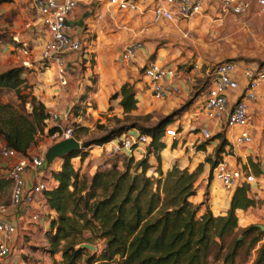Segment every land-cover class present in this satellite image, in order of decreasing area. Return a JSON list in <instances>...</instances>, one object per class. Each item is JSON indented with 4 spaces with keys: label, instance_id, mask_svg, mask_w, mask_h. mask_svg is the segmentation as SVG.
Listing matches in <instances>:
<instances>
[{
    "label": "crops",
    "instance_id": "0c3cea01",
    "mask_svg": "<svg viewBox=\"0 0 264 264\" xmlns=\"http://www.w3.org/2000/svg\"><path fill=\"white\" fill-rule=\"evenodd\" d=\"M136 1L142 6L138 15L133 13L128 16L105 1L98 0H82L70 12L66 19V24L69 26L68 34L83 42V50L68 52L64 55L65 63L71 70L66 86L58 84L52 66H43L40 63L39 54L32 60L24 58L22 64H19L21 66L24 61L28 62L27 78L32 85L33 94L41 99L50 113H59V122L62 127L72 126L75 121L82 120L73 117L71 109L86 93L87 88H92L91 93L87 94L93 100L95 108L86 110V116L90 114L94 122L99 120L101 123V115L109 116L111 112L117 116L123 114L119 103L120 97L113 102H109V98L124 83L132 85L136 91V108L129 115L141 116L156 112L161 113V116H167L181 108L196 86L201 85L203 91L200 94L205 95L211 85V71L220 62L230 60L238 64V69L232 74L238 83V88L228 94L230 104L243 96L246 91V81L242 76V70L245 67L264 71V15L259 11V5L255 1L242 15L223 16L215 6L209 5L203 6V12L189 20L161 21L157 25L152 23L150 12L145 9L156 0ZM38 24L39 28H42L39 16ZM132 42H141L143 48L137 52L133 62L118 64L121 51ZM149 60H156L163 65L183 68L187 71H190V65L193 63H197L200 68L191 70L190 74L193 76L191 83H185L183 80L177 82L181 89L179 94L170 92L166 98L157 99L150 93L142 74V68ZM16 61L18 62L19 59ZM254 94V100L248 103L247 128L252 136L250 145L235 144L234 137L238 129L227 128L222 121L209 120L202 114L193 112L196 114V116L193 113L190 114L193 118L177 122L176 125L179 126L176 138L166 135L162 137L165 147L160 152L161 170L164 173L173 165L186 169L190 173L197 172L198 167L201 168L195 182V194L190 200L200 204L206 198V204L209 205L213 214L221 215L229 208L233 190L219 188L220 183L213 176L214 166L211 168L206 157H213L219 142L222 139L226 140L228 144L220 153L221 159L253 174L255 178L248 184L247 192L249 198L252 200L256 198L254 206L235 211L239 228L251 224H264L263 82L257 84ZM200 99L201 96H198L197 103L201 101ZM109 106L112 107V111H108ZM193 108V104L188 106L185 115ZM185 115L184 117L188 116ZM89 123L85 119L82 121V125ZM202 127L209 130L212 135L210 139L204 140L200 133ZM216 134H221V138L213 139ZM139 152H133L135 159ZM150 156L149 162L152 164L151 159L155 157ZM56 161L55 159L46 169L57 170ZM34 181L35 177L31 176L27 178L26 183L30 185ZM39 209L41 216L39 221L35 222L30 217L33 210L17 208L11 204L0 207L4 219L14 222L17 227L11 253L0 258V264H45L47 262L49 253H43L36 247L46 244L49 225L45 219L48 218V214L51 216L55 214L50 209L41 207ZM204 209L205 205H202L200 212ZM37 258L42 261L37 262ZM54 258L56 259V255Z\"/></svg>",
    "mask_w": 264,
    "mask_h": 264
},
{
    "label": "trees",
    "instance_id": "16d2710c",
    "mask_svg": "<svg viewBox=\"0 0 264 264\" xmlns=\"http://www.w3.org/2000/svg\"><path fill=\"white\" fill-rule=\"evenodd\" d=\"M11 1L0 0V4ZM28 73L23 65L0 72V141L25 157L36 146L39 135L51 136L59 131L50 126L51 113L33 94ZM2 91L13 93L16 101H3ZM135 94L134 87L124 83L111 99L120 97L123 114L129 116L136 108ZM78 109V105L72 107L74 116L79 115ZM172 122V115H167L152 127L141 129L150 136L147 154L137 161L130 156L122 168L114 161L89 177L81 174L72 160H84L86 148L93 143L120 138L126 126L114 128L93 142H82L80 150L59 158L60 166L51 171L57 184L45 193L47 206L55 214L49 222L48 251L59 252L62 257L55 264H236L244 245L249 251L261 241L253 264H264V231L254 224L239 228L235 213L255 204L247 196L248 184L233 190L224 214L214 215L206 200L200 204L190 200L196 191L198 171L190 173L173 165L165 174L159 168L158 177L146 175L151 167L149 155L154 154L161 162L160 152L165 147L162 137ZM77 136L73 126L72 137L78 140ZM216 138L221 134L213 136ZM227 144L222 139L216 152L221 153ZM132 164L134 173L130 171ZM6 189L10 190V181L2 174L0 193ZM202 205L205 209L200 212ZM96 239L103 240L98 255L78 248Z\"/></svg>",
    "mask_w": 264,
    "mask_h": 264
},
{
    "label": "built area",
    "instance_id": "2783aa9c",
    "mask_svg": "<svg viewBox=\"0 0 264 264\" xmlns=\"http://www.w3.org/2000/svg\"><path fill=\"white\" fill-rule=\"evenodd\" d=\"M105 1L110 6L120 11L140 13L142 6L136 0H98ZM255 1L259 5V11L264 15V0H156L145 9L149 10L151 21L159 23L161 21L175 22L189 20L203 12V6L213 5L221 15L245 14L250 4ZM82 0H34L36 13L39 16L41 26L46 34L40 52L39 61L43 66H52L55 77L60 86L68 84L71 70L67 67L64 55L68 52H81L83 42L72 38L69 26L66 24L67 16L75 9ZM143 48L141 42L127 44L119 55V61L131 63L135 60L136 54ZM23 53L27 54L26 49ZM23 65L28 66L24 61ZM197 63L190 65L187 69L170 67L163 65L156 60H149L142 68L143 77L146 80L150 93L157 99H164L169 93L179 94L181 89L177 84L183 80L191 83L193 76L191 70H199ZM238 64L234 61H223L213 67L211 85L208 87L200 105V114L209 120L222 121L227 128H236L235 144L248 146L252 143V136L247 128L248 125V103L254 100V89L258 83H264V71H255L248 67L242 70V76L246 81V91L243 96L238 97L233 104L228 101V94L238 88L237 81L232 77ZM196 116V114L193 113ZM50 122L58 128L55 135L58 140L72 138V127H62L59 123V113L53 112ZM178 126L167 125L164 135L176 138ZM200 133L204 140L212 137L207 128L202 127ZM123 148L133 151L139 146L150 142V136L138 133L135 136L122 135ZM45 150L37 155L20 156L14 150L2 146L1 154L11 162L3 170V176L10 181V204L17 208L33 210L31 220L37 222L41 216V208L50 209L46 203L45 193L52 190L57 182L52 178L51 170L46 169ZM34 176L35 181L27 185V178ZM214 178L227 190H234L243 184L254 181V175L247 171L232 166L228 161L221 159L213 168ZM255 201L256 198H253ZM51 210V209H50ZM53 218L48 214V225ZM264 221V216H263ZM17 232L14 222L4 219L0 212V258L11 253L12 241Z\"/></svg>",
    "mask_w": 264,
    "mask_h": 264
},
{
    "label": "rangeland",
    "instance_id": "374dc122",
    "mask_svg": "<svg viewBox=\"0 0 264 264\" xmlns=\"http://www.w3.org/2000/svg\"><path fill=\"white\" fill-rule=\"evenodd\" d=\"M121 13L131 16L133 15L134 12L121 11ZM138 14L139 13H137V15ZM155 24L157 25V23ZM45 36L46 34L43 31V28L41 27L39 28L38 15L36 13V9L34 6V0H12L9 3H1L0 4V72L10 67L22 64L21 62L22 59L24 58L28 60H32L35 55L39 54V51L41 50L44 42L46 41L47 37ZM23 49H26L27 54L23 53ZM18 59L19 61L17 62L16 60ZM118 64L122 65L125 63L119 61ZM91 91L92 88L89 89L87 88L86 93L82 95V97L79 98V102L75 104L79 106L78 117L74 116L73 111L71 112L73 117L77 119L78 118L82 119L81 121L78 122L75 121V125H72L75 127V129H77V135H78L77 137L80 143L85 141L93 142L95 140H98L102 136L106 135V133H109L110 130L114 128H118L120 126H126L125 133L123 134L125 135L128 134L129 136H135L136 134L143 132L141 129L152 127L158 121H160L162 117H164L161 116V113H156V112L148 113L141 116H135V115L125 116L124 114H120L119 116H117L116 114L113 115V113L111 112L109 116L105 114L101 115L102 117L101 123H99V120L94 122L90 114L86 116V110L88 109L93 110L95 108V104L93 100H91L89 98V94H87V93H91ZM201 91H203V87L201 85H198L195 88H193L190 97L187 100H185V102H183L181 108L173 111L171 114H168V115H172L173 122H175V123L172 122L173 123L172 126H179L176 125L177 122L178 121L181 122L183 119L187 120L188 118H193L190 116V114H192L193 112H197L198 114H200L199 108L204 98V93L200 94ZM198 96H201L200 99L201 101L197 103ZM1 97L3 101H13V102L16 101L14 94L11 92L2 91ZM114 100L115 99H111V97L109 98V102H113ZM195 103H197V105H195ZM192 104L194 108L192 109L191 112H188L186 114L188 116H186L185 111L188 108V106ZM111 108L112 107L109 106L108 111H112L113 109ZM27 109H30L29 105H27ZM184 115L186 117H184ZM84 119L85 121H89L90 123L87 125H82V121ZM50 126H54V122H50ZM133 126L134 128H132ZM121 140H122V136L120 138L117 136L116 138H113L112 140L106 143H102L99 145L93 143L86 148L88 153H87V157L84 160L81 161L77 157L72 160V163L76 168H79L81 174H86L87 176L90 177L98 168H105L111 162L114 161L118 162V166L122 168L123 163L126 162L130 156H133L134 151L136 152L140 151L139 153H137L138 154L136 157L137 159L133 157L135 161L140 160L146 156L148 144L141 145L139 146V149L137 148L130 152L127 149L123 148ZM58 141L60 140H58V137L55 134L51 136H46L45 134L39 135L36 146L30 151V154H28V156L37 155L44 150L46 151L48 147H50L51 145H53ZM2 146L3 143L2 141H0V175H2L3 170L11 162L10 159H5L2 156L1 154ZM216 149L213 157L211 156L206 157V161L210 163L211 168L216 164L217 161L221 160V155L220 153L216 152ZM151 155L154 156V154ZM149 156H148V162L151 157ZM207 158H209V160H207ZM56 160H57L56 161L57 165L55 166V168H58L60 159L57 158ZM151 160L153 163L150 164L149 162L151 167L146 171V175L155 178L159 176L157 170L159 168L161 169V162L158 163L156 158L155 159L152 158ZM133 167L134 164H132V167L130 169L131 173L135 172ZM199 168L200 167L197 168L198 172L201 170V168L200 169ZM162 173L165 174L163 171ZM219 188L225 190L224 188H222L220 184H219ZM205 200L206 198L203 199V201ZM9 205H10V190L6 189L5 191L0 193V207H7ZM262 226H264V224H262ZM85 236L86 237L89 236V233L86 232ZM45 243L46 244H40L38 245V247H36L37 249H39V251L43 253H49L47 262L45 264H55V262L59 263L62 259L61 254L59 252L51 254L48 251L49 248L48 232L46 234ZM83 243H90L94 245L96 248V251L94 253H96L97 255L101 252V249L103 248V240L100 239L93 240L92 242H83ZM261 243L262 241L259 242L257 245H255V247L249 251L246 250V245H244L239 251L238 256L236 257V264H253L256 258L257 249L259 248ZM89 252L91 251L89 250ZM54 255H56V259L54 258ZM36 261L41 262L42 260L37 258ZM94 264H119V263L117 261H113L107 263L95 262Z\"/></svg>",
    "mask_w": 264,
    "mask_h": 264
},
{
    "label": "water",
    "instance_id": "95a60500",
    "mask_svg": "<svg viewBox=\"0 0 264 264\" xmlns=\"http://www.w3.org/2000/svg\"><path fill=\"white\" fill-rule=\"evenodd\" d=\"M82 148L80 142L76 140L75 138H66L61 141H58L48 147V149L45 152V160L46 164L50 165L53 163V161L57 158H62L65 155L69 154L73 150H80ZM258 228H260L262 231H264V226L257 225ZM78 248H83L90 250L92 253L96 251V248L94 245L90 243H81Z\"/></svg>",
    "mask_w": 264,
    "mask_h": 264
}]
</instances>
